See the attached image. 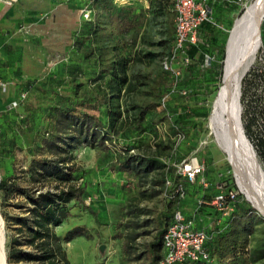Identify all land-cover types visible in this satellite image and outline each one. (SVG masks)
<instances>
[{"label":"rangeland","instance_id":"rangeland-1","mask_svg":"<svg viewBox=\"0 0 264 264\" xmlns=\"http://www.w3.org/2000/svg\"><path fill=\"white\" fill-rule=\"evenodd\" d=\"M252 1L236 0L224 6L221 17L217 18L220 22L219 29L223 30L230 21L234 22L240 12ZM39 2L44 8H49L51 4L47 3V0H39ZM134 6L141 8L140 5ZM85 7L89 11L88 18L83 16L82 9ZM155 11L156 9L153 8L146 13V20L139 29L135 27L118 29L115 24L110 23L107 14L95 6L92 0H65V14L57 20L53 19L55 25L58 23L60 26V33L34 43L38 49L47 51L45 70L34 77L32 84L4 82L7 86L5 91L0 86L2 131L0 180L14 177L21 186L30 190L54 189L55 182L33 184L29 180L27 171L32 159L33 147L36 145L35 134L43 131L48 125L45 118L46 109L53 100L57 99L47 90L53 88L58 93L78 98L83 89L89 87L90 81L96 77L98 71L103 72L104 78L109 76V68L114 66L116 73L126 77L128 82L115 84L112 87V109L119 113L118 117L112 121L108 116H103L109 123L110 137L117 144V150L113 153L117 154L124 146H131L134 147L129 150L131 155L156 156L159 161L171 164L175 168V173L181 175L185 187V194L179 198L177 207L185 214H195L199 228L212 229L218 212L211 201L206 205L207 211L198 209L197 202L198 197L203 193L206 195L215 193V185L209 183L208 176L216 175L219 181L227 186H233L230 164L208 127V118L217 90L214 91L213 86L206 82L201 72L189 78L180 55L169 61V66L180 71L179 78L175 80L170 70H167L170 72L169 76L166 75L163 60L173 52V43L166 38L165 16L158 15ZM89 24L92 25L91 29L88 27ZM83 33L88 35L84 42L81 41ZM50 47L53 48L51 52ZM133 51H135L134 55ZM126 52H132L131 57L126 56ZM259 63L264 64L262 35L261 44L242 79L251 67ZM42 88L44 90H41ZM25 89L28 91L26 100L17 109L9 110L10 101ZM182 90L186 92L183 94ZM247 99L249 95L246 96ZM149 100L161 104L155 113L148 115L147 121L150 126L140 137L131 136L129 140H125L124 135L135 119V107ZM241 105L243 112L242 101ZM164 106L170 113L169 118L154 124L162 115L161 111L165 112ZM194 109L206 111L208 116H195ZM19 113L24 115L26 128L16 133L13 127L16 126ZM156 142L173 144L170 156L166 155L167 150L157 148ZM75 154L73 163L79 175L77 184L85 185L86 194L83 196V204H77L75 201L69 203L70 214L60 226L56 227V231L58 234L66 235L74 225H79L86 228L87 234L63 241L70 263L146 264L144 249L156 236L155 219L165 213L169 205L165 188L152 198H143L140 195L142 190L150 191L157 172L154 171L143 178L133 177L120 171L114 165L115 162L112 161L109 153L103 150L97 151L84 144L75 149ZM192 157L204 162L201 177L207 182L206 187L198 182L187 184L184 176L178 171L181 163ZM261 165L264 171V164ZM234 188L242 193L237 185ZM24 201V197L17 195L6 199L0 190V218L5 232L6 255L10 240L22 236L15 234V231L6 225L2 213L8 215L21 213L13 204ZM87 206H90L96 215L91 213ZM131 207H138L146 212L133 216L127 212ZM117 220L124 223L121 228L122 235L119 237L114 235V221ZM132 223H137L138 226ZM126 224L129 226L126 227ZM263 227L264 217L255 225L250 248L261 242L264 237ZM131 231L136 233L135 238L127 241ZM125 243H128V247ZM20 249L35 251L34 248L26 245L21 246ZM6 263L10 264L8 261ZM20 263L36 264L24 261ZM262 263L264 259L253 264Z\"/></svg>","mask_w":264,"mask_h":264},{"label":"trees","instance_id":"trees-1","mask_svg":"<svg viewBox=\"0 0 264 264\" xmlns=\"http://www.w3.org/2000/svg\"><path fill=\"white\" fill-rule=\"evenodd\" d=\"M213 1L214 3L209 2V5L212 8L215 24L208 21L202 22L198 30L197 43L186 45L184 52L190 59L185 66L188 77L196 76V73L201 72L206 82L210 83L215 91L221 81L225 43L233 24V21H230L225 29L221 30L217 18L221 17L224 6L236 0ZM92 2L107 14L110 23L115 24L118 29L130 27L139 29L146 20L147 12L140 7L117 5L113 0H92ZM158 9L155 13L165 16L166 38L169 41L172 40L173 43L175 16L173 0L167 1L164 9ZM88 27L91 29L92 25L89 24ZM261 35L264 39V18L261 23ZM86 36L88 37L86 33L82 34V42L86 40ZM133 52L134 55L135 51ZM131 53L126 52V56L131 57ZM207 55L210 56L208 63H206ZM113 68L114 66L109 68V76L104 78L103 72L98 71L96 77L90 81L89 87L83 89L78 98L58 93L53 88L47 90L57 99L53 100L46 109L45 118L48 125L43 131L35 134L36 145L33 147V155L27 171L29 180L33 184H44L45 181L55 182V188L46 191L39 188L30 190L21 186L14 177L0 180V190L6 199L16 195L25 199L24 202L13 204L19 208L21 213L15 215L2 213L6 225L13 229L15 234L22 236L21 238L13 237L10 240L7 251L8 263L21 264L20 262L24 261L36 264H71L66 256L63 241L78 235H86V228L74 225L66 235L65 233L61 235L56 231V227L60 226L70 214L69 203L71 201L77 204L84 202L83 196L86 194V188L85 185L77 184L79 175L73 163L76 158L75 149L81 144L109 153L112 161L115 162L114 165L120 171L133 177L143 178L154 171L157 172L150 191L142 190L140 195L143 198H152L165 188L169 197V205L165 213L156 217L157 233L155 238L146 244L144 255L147 260L146 264H159L163 258L165 254L162 243L163 234L172 220L174 211L179 209L177 203L180 197L175 190L181 186L185 192V187L181 181V175L175 173V168L171 164L159 161L156 156L131 155L129 150L134 148L131 146H124L118 150L117 154L113 153L117 150V144L111 139L109 123L103 116H108L112 121L118 117L119 113L112 109V87L115 84L128 82L126 77L116 73ZM164 72L169 76L170 72L167 70ZM249 91L250 94H248ZM248 95L249 99L246 100ZM240 101L243 103L241 118L245 134L253 144L260 163L264 164V64L259 63L251 67L241 80ZM160 105L157 101L151 100L138 104L135 107L134 122L129 125L124 139L129 140L131 136L140 137L143 132H146L150 126L147 121L148 115L155 113ZM163 109L165 112L161 111L162 115L154 124L169 118L170 113L167 107L164 106ZM193 112L195 116H208L206 111L199 109H194ZM21 122L23 126L21 131H23L26 128L24 117ZM13 129L16 133L21 132L16 127ZM156 146L167 150L166 155L169 154V156L173 149L171 143L156 142ZM184 179L187 184H193L186 177ZM231 179L232 185L236 187L233 177ZM166 181H169L168 185ZM224 185L226 190L237 191L233 186ZM213 196L203 193L198 197V209L206 210V205H209ZM234 205L235 208L230 215L221 217L218 213L212 229L203 228L208 234L204 243L208 257L198 260L186 259L176 264H253L264 259V237L256 246L250 248L255 225L263 217L247 202L242 193L237 192ZM87 208L96 215L90 206ZM127 212L133 216H139L146 211L131 207ZM132 224L138 226L137 223ZM123 226L124 223L121 221H114L115 236L122 235ZM128 226L129 224H126V227ZM132 232L134 231L130 232L127 241L135 238L136 233ZM23 245L34 248L35 251L20 249ZM125 246L128 247V243H125Z\"/></svg>","mask_w":264,"mask_h":264},{"label":"built area","instance_id":"built-area-1","mask_svg":"<svg viewBox=\"0 0 264 264\" xmlns=\"http://www.w3.org/2000/svg\"><path fill=\"white\" fill-rule=\"evenodd\" d=\"M173 9L175 12L173 52L170 56L164 58L163 64L166 70L171 71L176 80L179 78L180 71L173 69L171 65L169 66V61L180 55L183 64L186 66L190 62L189 57L184 52L186 45L197 43L198 30L202 22L208 21L215 24V21L208 0H173ZM82 11L83 16L88 18L89 11H87L86 7ZM209 61L210 56L207 55L206 63ZM0 86L3 91L7 89L6 84L1 79ZM185 92V90L181 91L183 94ZM27 93V90H21L17 97L10 101L8 109H17L26 100ZM23 117L22 113L18 114L15 126L17 130L23 127L21 122ZM178 171L190 183L198 182L202 183L204 187L207 186V182L201 177L204 165L197 157L183 161L178 167ZM168 184L169 181H166V185ZM215 187L217 192L214 194L211 204L221 217H226L235 208L234 199L237 191L226 190L224 183L220 182L216 183ZM175 192L179 197H183L185 194L181 186ZM207 238L208 234L205 229L194 227L192 215H187L181 209H176L171 222L163 234L162 243L165 254L159 264H176L186 259L198 260L199 258H207L208 255L204 249V243Z\"/></svg>","mask_w":264,"mask_h":264},{"label":"crops","instance_id":"crops-1","mask_svg":"<svg viewBox=\"0 0 264 264\" xmlns=\"http://www.w3.org/2000/svg\"><path fill=\"white\" fill-rule=\"evenodd\" d=\"M47 1L51 3L49 8H44L39 0H0V79L4 82H24L29 85L36 75L45 70L47 51L38 49L34 43L59 34L60 26L58 23L55 25L53 19L57 20L65 14V0ZM113 1L122 6L140 5L144 11L149 12L153 8L157 11L158 8L164 9L169 0ZM49 18L51 19L47 21ZM52 50L50 47L49 51ZM201 162L204 165V162ZM208 181L215 185L219 178L210 175ZM192 218L194 227L199 228L195 214Z\"/></svg>","mask_w":264,"mask_h":264},{"label":"water","instance_id":"water-1","mask_svg":"<svg viewBox=\"0 0 264 264\" xmlns=\"http://www.w3.org/2000/svg\"><path fill=\"white\" fill-rule=\"evenodd\" d=\"M252 6V7H251ZM257 6H260V9L257 10ZM264 18V0H253L249 3L245 9L241 12V14L236 18L240 20V24L238 26V36L241 39H249V51L243 59L239 60L236 57V51H232V53H228V43L231 31L235 28L236 20L233 22L231 29L229 30L225 48H224V59H223V66H222V73H221V84L218 86L216 97L224 92L226 89V76L224 66L226 60L228 58V67L229 72L237 73L238 70L243 67L247 63V59L250 56V52L255 49L256 47L261 44V23ZM254 58V57H253ZM253 60V59H252ZM252 61L248 63L244 67V70L240 76V80L238 83V92L236 98V104L238 108V113L232 121L226 123L222 128V137L224 140V146L226 148V153L228 157V163L230 164L233 177L235 179V183L237 184V178L242 181L245 185H249L256 190H252L253 195L255 196L254 199L256 203L252 200H249L248 197L244 194L245 199L254 207L260 215L264 217L263 210L260 209L259 205H261L260 197L258 191L264 193V171L262 165L257 157L253 144L251 143L250 139L245 134L241 112H242V105L240 101L241 96V80L242 77L247 70L248 66ZM258 188V189H257ZM102 249V247L100 248Z\"/></svg>","mask_w":264,"mask_h":264},{"label":"bare ground","instance_id":"bare-ground-1","mask_svg":"<svg viewBox=\"0 0 264 264\" xmlns=\"http://www.w3.org/2000/svg\"><path fill=\"white\" fill-rule=\"evenodd\" d=\"M259 9H260V6H257V10ZM235 20L234 21L236 22V25H235V28L231 31L230 38H229L228 53L229 51L230 53H232V51L235 50L237 54L236 57L239 61L243 59L245 54L248 53L250 42L248 38L243 40L240 38V36H238L237 31H238V26L240 24V20L239 19H235ZM258 47H256L250 52V56L247 59V63L243 67H241L237 73L229 72L228 58H227L225 66H224L226 82H227L226 89L224 90V92L220 93L217 97L215 96L212 102L211 112L208 118V127L210 129L211 134H213L214 136L216 144L225 153L227 160H228V157L226 153V148L224 146V140L222 137V128L226 123L232 121V119L237 116L238 108L236 104V98H237L238 83L240 80V76L244 70V67L248 65L250 61H252ZM236 181H237V184L241 192H243L248 197L249 200H252L256 203L254 199L255 196L252 193V190H256V189L250 187L249 185H245L238 178ZM257 195H259L261 199L260 200L261 205L260 204L258 205L260 209L263 210L264 212V193L263 192L261 193L260 191H258ZM2 222L3 221L0 218V264H5V262L7 261V255H6V249H5V245H6L5 236H4L5 232L3 229Z\"/></svg>","mask_w":264,"mask_h":264}]
</instances>
